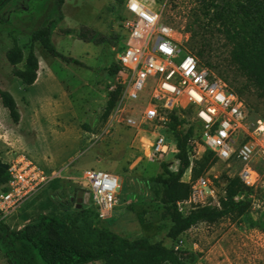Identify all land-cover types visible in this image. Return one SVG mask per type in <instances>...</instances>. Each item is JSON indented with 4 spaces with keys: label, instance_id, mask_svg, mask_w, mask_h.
<instances>
[{
    "label": "rangeland",
    "instance_id": "obj_1",
    "mask_svg": "<svg viewBox=\"0 0 264 264\" xmlns=\"http://www.w3.org/2000/svg\"><path fill=\"white\" fill-rule=\"evenodd\" d=\"M142 1L155 8L164 6L165 21L181 31L182 36L177 38L187 49L190 35L186 31L199 14V4L194 0ZM124 14V7L115 0H65L60 13L56 0H8L0 5V89L12 94L20 115L15 123L0 98V161L8 164L25 155L48 175L55 174L59 179L57 190L45 187L5 221L11 230H20L39 213L72 218L76 208H90L92 204L86 198L88 186L80 177L85 171L97 170L121 179L119 205L107 227L129 240L147 237L167 247L175 244L167 238L171 221L163 217L164 207L146 185L148 179L163 172V162L177 170L172 133L152 124L139 130L115 124L109 133L101 134L109 120L104 122L102 116L115 82L109 69L117 63L123 47ZM51 23L56 50L79 63L53 57L37 43L38 79L25 90L21 80L12 74L6 52L16 42L26 54L33 32ZM82 28L94 30L106 41L81 39L78 33ZM143 104L144 100L139 101L124 117L135 116ZM262 107L260 113L247 108L251 123L262 119ZM179 111L180 118L186 120L184 130L192 124L199 128L193 109H187V113ZM160 133L171 140V151L152 162L145 158L140 138L152 142ZM203 154L201 151L194 157L190 155V159L195 162ZM238 169L237 161L218 160L206 173L221 186L225 184L223 177L237 176ZM256 169L261 181L257 190L244 194L250 202L245 214L233 213L213 224L200 222L181 236L182 245L178 248L189 253L188 264H264V162ZM190 175L188 169L183 180ZM80 191H84L81 197ZM137 198V202L130 203ZM143 210L145 222L141 224L138 216ZM0 264H10L1 247Z\"/></svg>",
    "mask_w": 264,
    "mask_h": 264
},
{
    "label": "trees",
    "instance_id": "obj_2",
    "mask_svg": "<svg viewBox=\"0 0 264 264\" xmlns=\"http://www.w3.org/2000/svg\"><path fill=\"white\" fill-rule=\"evenodd\" d=\"M5 1L2 0L0 5ZM127 0H115L123 6ZM199 4V14L187 28L190 42L187 45L201 66L217 71L230 91L236 93L252 113H260L264 105V0H194ZM65 0H56L60 13ZM54 24L33 32L27 53L18 43L7 50L6 59L12 74L21 80L24 89L34 85L38 78L39 59L35 45L39 43L53 57L66 62L79 63L60 54L52 43ZM78 36L88 42L103 43L99 33L82 28ZM122 48V47H121ZM120 48V49H121ZM120 67L111 65L109 71L116 76ZM121 89L108 94L103 121H107ZM0 98L15 123L19 122L17 103L12 94L0 89ZM264 109V107H262ZM184 110L183 112H186ZM264 119V114L261 116ZM168 130L174 139L173 158L177 170L169 163L161 164L162 173L147 180L159 202L164 207L163 217L171 221L167 238L175 244L167 247L161 241L142 237L129 240L113 232L107 221H101L95 208L75 209L72 218L54 213H39L35 220L20 230H11L0 220V247L10 264H188L189 253L181 250V236L200 222L216 223L233 213L245 214L250 208L248 193L237 176H224L226 197L220 207L206 206L184 215L178 203L188 198L190 185L182 179L191 169V179L208 172L218 159L206 151L200 160L190 159L189 139L195 134V125L183 129L186 120L179 110L170 113ZM192 165V166H191ZM59 179L48 186L57 190ZM9 175L0 167V192H8ZM132 208V207H131ZM146 211L139 213L144 224Z\"/></svg>",
    "mask_w": 264,
    "mask_h": 264
},
{
    "label": "built area",
    "instance_id": "obj_3",
    "mask_svg": "<svg viewBox=\"0 0 264 264\" xmlns=\"http://www.w3.org/2000/svg\"><path fill=\"white\" fill-rule=\"evenodd\" d=\"M124 10L123 47L117 55L120 70L111 88L121 90L101 134L109 133L115 124L135 130L152 124L166 131L173 110L193 109L200 126L188 141L190 155L210 151L219 161H237L240 182L249 191L257 190L261 180L256 166L264 162V120L257 118L251 123L245 102L187 51L177 38L181 31L165 21L164 6L127 0ZM141 100L142 109L137 108L135 116L124 117ZM140 142L145 158L152 162L171 151V140L161 133L152 142L145 137ZM7 165L9 191L0 192L3 222L56 179L25 155ZM80 180L88 186L99 220L111 219L118 203V176L88 170ZM186 182L189 196L178 203L184 215L206 206L219 208L220 199L226 197L225 184L218 186L207 173L196 179L190 175Z\"/></svg>",
    "mask_w": 264,
    "mask_h": 264
},
{
    "label": "crops",
    "instance_id": "obj_4",
    "mask_svg": "<svg viewBox=\"0 0 264 264\" xmlns=\"http://www.w3.org/2000/svg\"><path fill=\"white\" fill-rule=\"evenodd\" d=\"M38 79V78H37ZM36 83V82H35ZM118 89V88H117ZM30 159V158H29ZM34 162V161H33ZM107 172V171H106ZM113 174V173H112ZM114 175H116V174H114ZM116 176H118V175H116ZM118 178H119V182H120V188H121V179H120V177L118 176ZM183 180V179H182ZM188 180V179H187ZM187 180H183L184 182H186ZM49 187V186H48ZM88 190V189H87ZM86 198H87V196H86ZM90 201L91 202V198H90V196H89V198L87 199V201ZM138 201V198L136 199V200H134V201H132V202H130V203H135V202H137ZM130 203H126V205L127 204H130ZM92 204V203H91ZM118 205H119V199H118V203H117V206L115 207V209L118 207ZM91 207H93V208H95L93 205L91 206ZM115 209H114V211H115ZM114 211H113V214H112V219H113V215H114Z\"/></svg>",
    "mask_w": 264,
    "mask_h": 264
},
{
    "label": "water",
    "instance_id": "obj_5",
    "mask_svg": "<svg viewBox=\"0 0 264 264\" xmlns=\"http://www.w3.org/2000/svg\"><path fill=\"white\" fill-rule=\"evenodd\" d=\"M0 167L1 168H3V169H5V170H7L8 169V165L7 164H5L4 162H2V161H0ZM84 195V191H80L79 193H78V196L79 197H81V196H83ZM86 196L87 197H89L90 196V194H88V193H86ZM78 202H80V200L78 199ZM78 208H80V206H78Z\"/></svg>",
    "mask_w": 264,
    "mask_h": 264
},
{
    "label": "flooded vegetation",
    "instance_id": "obj_6",
    "mask_svg": "<svg viewBox=\"0 0 264 264\" xmlns=\"http://www.w3.org/2000/svg\"><path fill=\"white\" fill-rule=\"evenodd\" d=\"M86 193L90 194L89 190H86Z\"/></svg>",
    "mask_w": 264,
    "mask_h": 264
}]
</instances>
